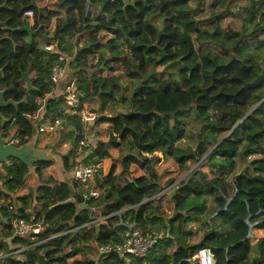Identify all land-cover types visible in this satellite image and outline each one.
Here are the masks:
<instances>
[{"label":"trees","instance_id":"trees-1","mask_svg":"<svg viewBox=\"0 0 264 264\" xmlns=\"http://www.w3.org/2000/svg\"><path fill=\"white\" fill-rule=\"evenodd\" d=\"M11 1L21 13L32 8L34 26L45 23L60 45L27 50L1 40L0 89L8 86L6 99L26 100L1 109L10 121L0 122V135L20 145L38 124L59 117V136L45 149L73 169L82 156L78 140L93 134L84 160L104 164L93 177L100 191L93 197L83 196L73 177H44L50 162L34 163V172L13 157L0 162L5 263L127 264L98 245L121 242L125 230L139 227L161 234L129 264H196L201 247L210 248L214 264H264V234L254 233L264 231V57L249 52L264 44V0H58L56 10L41 15L42 0ZM60 54L71 56L66 77L76 79L81 104L98 113L86 125L53 94L65 83L50 75ZM94 62L93 71L82 66ZM28 64L35 89L26 94L18 79ZM188 93L197 96L186 102ZM111 98L122 105L113 116L104 113ZM245 160L243 174L233 177ZM27 185L35 187L32 202ZM13 217L41 219L44 227L34 239L16 235ZM18 245L29 246L17 254Z\"/></svg>","mask_w":264,"mask_h":264},{"label":"built area","instance_id":"built-area-1","mask_svg":"<svg viewBox=\"0 0 264 264\" xmlns=\"http://www.w3.org/2000/svg\"><path fill=\"white\" fill-rule=\"evenodd\" d=\"M32 8H28L24 11V14L29 18V24L34 26V13ZM58 41L55 39H49L45 42L42 48L46 51H52L58 48ZM69 55H59V62H55L51 68V79L53 82L57 83L61 80L65 79V83L61 86V95L63 97L65 108L73 113H77L79 119L82 121L84 125L93 122L96 120L98 113L91 108L82 105L80 96L81 90L77 84V81L73 77H66V62L70 59ZM61 61L63 63L61 64ZM40 116V114H39ZM61 119L59 117H55L52 120L42 122L38 124L37 129L39 134H47V135H55L58 132V128L60 125ZM65 142L63 145H67ZM92 143L89 141L87 136L81 137L77 142V152L79 155H85L83 150L85 151L90 149L88 148ZM87 152V153H88ZM86 153V154H87ZM80 158V157H79ZM102 171V161H84L80 160L77 162L76 166L73 168V179L80 183L83 188L81 189V193L83 196L92 195L93 197H98L100 195V191L97 187L94 186L92 180L95 175H98ZM12 209V205L9 206ZM95 220V219H94ZM11 226L13 229V233L16 235L29 236L31 239L35 238V233L39 232L43 227V222L41 219L38 220H26L23 217H13L11 219ZM160 232L156 231H143L139 227H132L124 231L123 239L121 242L111 241L107 243H102L98 245V250L100 252L106 251H115L122 255L127 264H129L128 257L130 255L133 256H142L147 250L153 245V243L160 236ZM32 242L31 244H33ZM29 244V245H31ZM29 245H18L14 249V252L17 254L22 253V251L26 250ZM7 252H3L0 250V264L5 263V255ZM192 258H195L196 264H214L213 254L208 247H201L197 250Z\"/></svg>","mask_w":264,"mask_h":264},{"label":"rangeland","instance_id":"rangeland-1","mask_svg":"<svg viewBox=\"0 0 264 264\" xmlns=\"http://www.w3.org/2000/svg\"><path fill=\"white\" fill-rule=\"evenodd\" d=\"M58 0H42L41 4L40 5H48L50 7H52V9H57V5H58ZM59 15H56V17H58ZM48 29V27H47ZM59 44V43H58ZM60 45V44H59ZM58 45V47H59ZM42 46V45H41ZM249 52H251L254 56V58H256L257 60H260L261 57H264V44L261 45L260 47L258 48H255L254 45H252L250 48H249ZM248 53V52H247ZM65 55V54H63ZM71 59V57H70ZM61 93V88L60 86H58L57 88H55V90H53V94L54 95H59ZM197 95L195 93H188L186 96H185V100L186 102H188L189 100L191 99H195L194 97H196ZM159 102H160V105L164 106V99L160 98L159 99ZM42 111V110H41ZM34 125H36V123L34 122ZM194 127H196V124L193 123V125L189 127V131H191L192 133L195 132V129ZM15 130L14 128L11 129V131ZM141 132H142V135L144 136V141L146 139H148V130L147 128H141ZM39 133H35L33 135V138L32 140H35L36 141V138L38 139H41L40 141H36L37 145L40 147V148H43L45 149V145L47 143H52L55 139L58 138L59 136V132H57V134L55 135H47V134H40L38 135ZM91 136L87 137L88 139L90 138H93V134H90ZM147 136V137H146ZM68 138V137H67ZM185 140H189L191 142V144H194V139H192L191 137H186L184 138ZM91 142V140H89ZM183 141H182V145H183ZM68 149V144L67 146H64L63 143L61 145H59L57 147V150L62 153V152H65L66 150ZM47 150V149H45ZM49 151V150H48ZM52 155H54L55 159L50 162V163H46L45 167L43 168V175L44 177H46L47 175H52V178L57 180V181H60V180H66V181H71L72 180V177H73V169H66L65 166L62 164V161H61V157H60V154L59 153H52L51 151H49ZM83 152V150L81 151ZM88 152V150L84 151V154H86ZM84 158H86V156L82 155L80 158L78 157V161L80 160H84ZM85 161V160H84ZM161 161V160H160ZM190 163V162H189ZM242 167V166H241ZM240 167V168H241ZM204 169L206 170L207 168L204 167ZM30 171H33L34 172V167H31L30 168ZM184 174L185 172H181L179 174V176L177 177L176 179V183L180 182L182 180V178L184 177ZM34 177L33 176H30V179H32ZM36 182L38 183L39 182V178L36 179ZM26 189L29 191V197H30V200L31 202L35 200V197H34V190H35V187L34 185L33 186H25ZM81 187L83 188V186L81 185ZM74 187L73 186H70L69 184L67 185L66 187V190L70 192V194H73L74 192ZM37 199V198H36ZM100 198H97V200H99ZM258 231V230H257ZM259 232L255 233L256 237L258 238L259 236H261V234H258Z\"/></svg>","mask_w":264,"mask_h":264},{"label":"water","instance_id":"water-1","mask_svg":"<svg viewBox=\"0 0 264 264\" xmlns=\"http://www.w3.org/2000/svg\"><path fill=\"white\" fill-rule=\"evenodd\" d=\"M1 7V5H0ZM6 20L0 19V26H5ZM41 26H37V28L34 30L35 33H38L41 35ZM46 40L48 41L50 39V36H45ZM0 72H2V68H0ZM21 78L19 80H25L26 81V89L25 93L28 94L32 90L35 89V87L32 85V77L28 73V69L22 71ZM7 88L5 86L3 89H0V122L1 124L6 123L9 119L4 117L1 108L6 107L8 105H12L14 107H17L21 102L25 101L26 98H22L19 100H14L13 98L4 99V90ZM16 158L20 160L22 163H24L27 167L31 168L33 167L34 163L37 162H52L55 157L52 155L48 150H45L43 148H40L35 140L30 139L29 141L22 143L20 145H15L11 142H9L8 138L0 135V162H6L9 160V158ZM247 164H250L249 160H245L242 167L239 169L237 173L233 175V177H237L241 174H243V171L245 169V166Z\"/></svg>","mask_w":264,"mask_h":264},{"label":"flooded vegetation","instance_id":"flooded-vegetation-1","mask_svg":"<svg viewBox=\"0 0 264 264\" xmlns=\"http://www.w3.org/2000/svg\"><path fill=\"white\" fill-rule=\"evenodd\" d=\"M9 2H12V1L11 0H0V5H1V7H0V19L6 20V23H5L6 28L1 26L4 30V33L2 35H0V42H1V40H3V38L4 39L6 38V39H9L10 41L13 42V47H16V45H18V47L26 46L27 50H29L31 47H41L42 48L44 42L47 41L45 36L48 35L51 38V33L47 32L46 24L41 22L37 25V26L42 25L41 26V35L38 33H35L34 30L37 28V26H31L30 24L25 25V22H26V20H28L29 17L27 15H25L24 12L23 13L20 12L22 7H14ZM38 7H39V11H38L39 15L46 13V12H44L45 10L46 11L49 9L52 10V7H50L48 5H40L39 4ZM33 13H34V11H33ZM13 19H18L19 23L18 24L17 23L11 24ZM26 53H30V52H26ZM4 67H5V65L0 66V68H2V71H3ZM26 69H28V73H29V64L26 67ZM0 73H2V72H0ZM21 73H22V71H21ZM20 78H21V76L19 77V79ZM19 81H24L26 83L25 80H19ZM7 88H8V86H7ZM6 89L4 90V92L6 91ZM25 89H26V87H25ZM4 99H6V98L4 97ZM8 121H10V120H8ZM6 138H8V137H6Z\"/></svg>","mask_w":264,"mask_h":264},{"label":"crops","instance_id":"crops-1","mask_svg":"<svg viewBox=\"0 0 264 264\" xmlns=\"http://www.w3.org/2000/svg\"><path fill=\"white\" fill-rule=\"evenodd\" d=\"M94 23H89L88 25L89 26H91V25H93ZM102 54H104V50L103 49H101V50H99V52H98V56H100V55H102ZM81 63L83 64V63H85V61L84 60H82L81 61ZM80 63V64H81ZM81 64V65H82ZM83 67H85V68H87L88 70H95L96 69V67H97V65H96V63L94 62L93 64H91V65H87V64H85V65H82ZM103 66V64H101L100 66H99V68H101ZM108 103H109V105H111L112 106V109H106L105 111H104V113H106L107 115H109V114H111L112 116L113 115H115L117 112H119V111H122V110H120L121 109V104L119 103V101L116 99V98H111V99H109L108 101H107ZM95 137H97V136H95ZM65 146H67V145H65ZM103 161H102V168H103ZM99 202H95L94 204H95V206H96V204H98ZM258 230V231H257ZM257 232H259L258 234H261V235H263L264 234V231L262 230V229H255L254 230V233H257Z\"/></svg>","mask_w":264,"mask_h":264},{"label":"clouds","instance_id":"clouds-1","mask_svg":"<svg viewBox=\"0 0 264 264\" xmlns=\"http://www.w3.org/2000/svg\"><path fill=\"white\" fill-rule=\"evenodd\" d=\"M45 42H47V41H45Z\"/></svg>","mask_w":264,"mask_h":264}]
</instances>
